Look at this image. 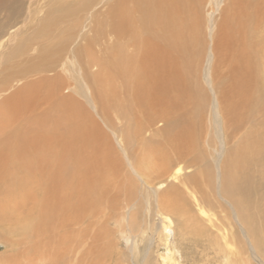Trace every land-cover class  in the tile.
<instances>
[{
  "label": "bare ground",
  "instance_id": "6f19581e",
  "mask_svg": "<svg viewBox=\"0 0 264 264\" xmlns=\"http://www.w3.org/2000/svg\"><path fill=\"white\" fill-rule=\"evenodd\" d=\"M24 1L0 0V14L20 17ZM78 1L76 6L62 5L59 13L28 7L22 16L26 27L11 32V43L0 57V243L6 250L19 245L13 236L22 235L27 225L23 220L18 226L9 222L12 203L23 201L26 185L43 176L52 179L44 182L49 184L47 195L52 198L58 192L57 200L67 198L70 203V264H99L91 241H97L99 230L106 233L104 223L112 220L120 225L116 216L122 217L128 225L120 233L128 230L138 235L134 211L127 217L109 213L119 212L123 200L132 207L135 189L130 182L140 174L150 177L153 171L168 174L172 169L168 175L179 183L157 192L158 212L168 211L178 218L181 233L207 234L204 230L216 221L193 215L190 201L205 214V205L223 206L220 191L245 223L254 252L258 250L257 221L264 216V0H220L216 4L220 20L214 28L205 19L207 0H116L104 11L99 6L107 0ZM90 11L97 12L88 20L93 35L73 46L82 15ZM7 33H0V38ZM35 41L41 61L30 65L19 60L17 53L29 52ZM69 61L74 71L65 76L60 69ZM208 104L226 142L238 140L217 170L208 164L194 169L182 160L181 150L197 147L203 138ZM195 129L197 138L190 139ZM154 136H162L174 153L164 155L162 165L155 161L154 168L148 169V160H133L127 148L132 138L147 148ZM184 155L193 165L201 162ZM172 158L175 162L169 163ZM123 180L129 183L123 196H112ZM60 210L57 215L63 213ZM96 213L101 215L93 219ZM170 218L161 219L162 261L179 264V260L173 263L177 250ZM50 229L44 234L55 232ZM48 247L40 253L42 258Z\"/></svg>",
  "mask_w": 264,
  "mask_h": 264
},
{
  "label": "rangeland",
  "instance_id": "374dc122",
  "mask_svg": "<svg viewBox=\"0 0 264 264\" xmlns=\"http://www.w3.org/2000/svg\"><path fill=\"white\" fill-rule=\"evenodd\" d=\"M30 1L31 0L24 1V3L26 2V5L23 6L20 17L12 18L7 13H5L7 17L4 13L0 14V17H2L0 18V20L2 19L0 22L3 24L0 28L1 36L3 32L5 31L9 32L7 33L8 36H6L5 38L6 41L5 39H2V37L0 38V57H1V54L5 52V50L8 48L9 44L11 43V39L13 36L11 32H16L19 29L21 28L23 29L26 27V26L24 27L25 23H24L22 16H25V13H27L28 7L30 6L31 8H33L34 6H36L37 8L42 7L43 9L42 13H45L47 8H50L51 11L54 10L55 12L57 11V13H59L60 7L62 5L68 4L71 6H76L77 3L79 2L78 0H32V2ZM102 1L104 0H101V3ZM207 1L208 2L206 4V7H204V10L206 11L205 19L207 20V23H211L210 28H212V26L214 28V23L220 20L219 10H216V4L220 0H207ZM115 2L116 0H107V3L105 6H99V11L106 10L108 7H110ZM95 13L97 12L90 11L89 13H83L82 15L83 23L76 29V39L72 43L73 46H75L76 44L83 43L84 41L89 39L91 35H93V30L91 27L92 25L88 23V20H90V16H93ZM214 15L216 16L215 19H213ZM9 17L12 19H8ZM64 26H67V24H65ZM32 27H33V24H30L28 33H30ZM57 31H60V30H57ZM39 32H40V28H38V34ZM3 40L5 44L2 46L1 42ZM25 51L26 50L24 49L23 50L24 53L22 52L20 54L17 53V57L19 60L20 59L27 60L30 65H36L41 61L43 55L41 54L39 50L37 41L31 44V48L29 52H25ZM67 63H64L63 67L60 69V71H62L63 75L65 76H68L67 73H69L70 75L71 71L72 70L74 71V67H75V66L72 67V63L70 61ZM9 67L11 68L12 66L9 65ZM16 87H18L17 83H16ZM65 93H68V92H65ZM210 108H211V104H208V108H206L205 114H204L205 117H203V122H204V125L202 124L203 125V132H202L203 138L202 140L197 141V143L199 142V144H196L198 148L195 146H190L188 148L181 150L183 151L182 160L190 164L191 166H193L194 169L196 167L207 166L208 164L210 168L213 167L214 170H217V165H219L222 159H224L227 156L230 147L234 146L235 142L238 141V140H235V142L233 141V143L226 142L224 134H222L223 130L220 131L218 129V126L220 127V125L218 124V121H215V119H212L211 114L213 111ZM116 122L120 124L119 120H117ZM219 123L222 124L221 119H219ZM106 128L110 131L109 126H106ZM248 128H249V125L247 126V128L245 127L243 129L248 130ZM244 130H242V132ZM244 132H247V131H244ZM242 135H244V133L243 134L240 133V136ZM116 136L117 135H113V138L115 139ZM193 136L194 138H197L196 129H195V135H194V131L190 133L189 135L190 139H193L192 138ZM146 138H150V136H146ZM162 140H163L162 136L151 137L150 145L147 148H145L146 146L143 148V145L142 143H140V140H137L136 138H132L127 148L129 149V152H130L128 153L133 160H142V158L143 159L146 158L143 160V162L148 160V162L145 164L147 165L148 169L149 168L153 169L155 166V161L158 164L162 165L161 159L163 158V156L169 154V157H170L171 153H174L173 149L171 151L168 148V146L162 142ZM156 145H160L161 147H157ZM119 150L122 153V150L120 148ZM184 154H187L189 157H192V158L195 157L197 158V160L199 158L201 162L198 163V165L196 164L193 165L192 162L188 161V157ZM174 162L175 160L174 158H172V161H170L169 163H174ZM122 170L124 171V169ZM173 171L174 170L171 169L168 174H170ZM183 172H187V170ZM168 174H165L161 171L156 170V171L151 172L150 177L143 176L140 174L141 178L138 179L135 176L134 177L135 182L133 181H132L133 183L130 182V186L135 189V191L133 192L135 196L133 195L132 197V199L134 198L133 199L134 201L131 199L133 202L132 207L130 208L126 206L127 200H123L122 201L123 208L119 212L117 210L116 211L113 210V211H110L109 213L115 216L117 214L119 215L121 212V214L127 217L130 215L129 213H132L134 211L133 219L135 220L136 225L133 228H134V231L138 235L137 237H135L134 235H131L128 232V230H125L124 233H120V231L122 230L121 228H124L125 226L128 225V222L124 220L122 217L116 216L118 219L117 221L120 223L121 226L117 222L115 223L112 220H109L108 222L104 223L106 233H101V231L99 230L97 241L93 243L90 240L91 245L93 247L92 255L95 254L96 256L95 260H98L99 264H165L162 261L163 260L162 256L163 254H165V246L164 248H162V246L160 245V244L164 245V242H162L163 236L162 234L160 235V233H161L162 220L166 219V216H169V218L171 217L170 219H172L171 227L173 228L174 237L172 233L171 238H173L176 242L175 248L177 251H175V255H174V259L176 261H173V263L175 262L178 263L180 261L179 264H264V216L259 217L257 221L258 222L257 228L259 230L258 235L261 240V243H260L261 246L259 247L258 250L256 249L254 252L251 246L250 239H249L250 232L248 231V229L245 231V228H246V226L244 227L245 223H243L242 220H240L239 216L236 214L235 207L229 205L226 200L222 199L221 194H220L221 192L219 191L218 199L223 206L215 208V207H210L209 205H205L203 207L204 211L206 210L205 214L202 213L198 209V206H196L195 202H193L192 200L190 201L191 213L195 215L197 218H202L204 220L210 216L212 219L216 221L214 227L206 228L204 231H206L207 234H203V235H200V234L198 235L195 231H191V230H189L186 234L181 233L182 228L180 226V220L178 218H176L172 213L168 211L166 212L162 211L161 212L162 214L157 211V206H156V201H155L157 192L159 190L164 189L166 186L170 185L171 183H174V184L179 183L176 180L174 181V179L171 178L170 175ZM50 180L52 179L47 178L46 180V178H44L43 176L41 178L38 177L32 183H29L26 185V189H25L26 193L24 195V199L26 200L23 199V201L21 200V202L12 203V210H11L12 216L9 222L14 226L16 225L18 226L19 222L23 220L25 221V224L27 226H26V230L23 232L22 235L17 234V236L16 235L13 236L14 239L15 237L18 239L19 245L14 246V248L12 249L8 247V249L10 248V250L8 249L6 250V245L4 243H0V260L1 259L6 260L5 262L6 264H17V263L18 264H21V263L22 264H70V256L67 254L68 251L70 250L69 249L70 228H69V222H67L68 220L67 219L68 218L67 207H69L68 205L70 203H67V198L57 200L60 197V193L57 192L55 194L54 188L52 186H49V188H52L51 192L54 193V195H52V198L49 195H47L48 188L46 186H48L49 184L45 185L44 182L47 181V183H49ZM146 181L148 182L146 183ZM254 183L256 184V180L254 181ZM128 184L129 183L123 180L122 184L120 185V188H118V190L114 194H112V196L114 195L123 196L124 190H126L127 186H129ZM159 184H161L160 188L158 187L154 188L155 186H158ZM38 189L41 192H39ZM30 190L33 193V195L30 192ZM64 190L62 191V193L66 194V190L65 191ZM120 190H122V192ZM131 200L129 202H131ZM63 201L65 202V204L60 203ZM37 202H41L39 203V206ZM106 202H107V197L103 199L102 204L103 203L105 204ZM14 203H15V206H14ZM55 203H57L58 205H55ZM27 205L28 206L35 205V206H33L34 208H31L32 206L28 207ZM59 207H61L62 210L60 211L63 213L57 215V210ZM63 208L65 209L67 215L63 211L64 210ZM16 214L18 216L22 215L24 218L22 216L18 218ZM100 215L101 213H96L93 219L98 218ZM105 217H106V212L102 220H104ZM196 217L194 218L196 219ZM55 218L60 219V221ZM53 219L56 221H54ZM202 223H205V221H202ZM59 226L61 228H58ZM50 228L52 229L54 228L53 232L54 230L55 232L54 233L51 232L52 234L50 233L46 234L48 235L47 237L44 233H45V230L48 231ZM35 236H36V239H34ZM243 238L245 241L243 240ZM173 239H170V240L174 241ZM21 241H24V242H21ZM62 243H65V244H62ZM46 245L50 246L51 249L48 247V249L45 250L46 256H43L42 258V255L44 253H41V252L44 251L43 248L46 247ZM38 248L40 249L39 253H38ZM61 249L63 250V252H61ZM29 251L30 253H28ZM15 252L16 253L18 252L17 255ZM29 254L31 255L29 256ZM35 254L36 256H33ZM177 256H178V259H177ZM0 264H3V263H0Z\"/></svg>",
  "mask_w": 264,
  "mask_h": 264
}]
</instances>
